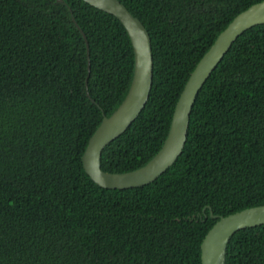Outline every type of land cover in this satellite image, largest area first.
Here are the masks:
<instances>
[{
  "label": "trees",
  "instance_id": "16d2710c",
  "mask_svg": "<svg viewBox=\"0 0 264 264\" xmlns=\"http://www.w3.org/2000/svg\"><path fill=\"white\" fill-rule=\"evenodd\" d=\"M151 39L153 80L102 149L123 172L161 147L178 96L217 34L264 0H119ZM124 24L84 0H0V264H202L218 217L264 203V23L243 31L200 87L181 153L139 186L104 187L88 138L126 95ZM225 264H264V223L228 239Z\"/></svg>",
  "mask_w": 264,
  "mask_h": 264
},
{
  "label": "water",
  "instance_id": "95a60500",
  "mask_svg": "<svg viewBox=\"0 0 264 264\" xmlns=\"http://www.w3.org/2000/svg\"><path fill=\"white\" fill-rule=\"evenodd\" d=\"M62 2V0H57ZM117 17L125 26L134 51V68L129 89L110 115L103 113L100 124L88 138L82 153L85 171L98 184L109 188L139 186L156 178L181 153L187 137L189 116L195 97L211 71L232 42L247 28L264 23V1L238 13L216 36L190 72L176 101L167 135L159 150L143 165L123 172H109L100 167L104 146L122 133L144 107L153 80L151 39L145 25L119 0H84ZM218 217L201 242L202 264H225V247L238 229L264 223V203L245 207Z\"/></svg>",
  "mask_w": 264,
  "mask_h": 264
}]
</instances>
